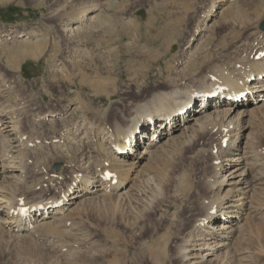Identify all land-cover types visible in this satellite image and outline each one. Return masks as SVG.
<instances>
[{"label":"rangeland","instance_id":"374dc122","mask_svg":"<svg viewBox=\"0 0 264 264\" xmlns=\"http://www.w3.org/2000/svg\"><path fill=\"white\" fill-rule=\"evenodd\" d=\"M212 2L216 10L206 20ZM83 13L96 21L69 33ZM244 17L250 18L246 29L238 25ZM262 18L264 0H0V35L8 33L0 43V73L8 85L0 105L20 116L28 140V150L13 160H22L24 172L10 194L21 202L58 197L75 172L97 168L91 126L126 124L158 89L182 82L200 87L201 74L211 75L213 63L224 64L236 52L241 56L245 44L251 43V58L261 37L251 29L260 32ZM205 22L213 23L198 35ZM48 111L61 116L35 119ZM253 117L241 143H252L264 158V112ZM79 127L82 134L62 141V133ZM0 147H7L1 139ZM187 151L151 160L156 180L140 183L148 198L140 203L113 194L91 197L61 213L53 230L40 224L14 236L0 226V264H178L175 236L197 211L189 201L202 170ZM254 227L239 251L264 264V219L254 217ZM239 262L232 256L230 264Z\"/></svg>","mask_w":264,"mask_h":264},{"label":"bare ground","instance_id":"6f19581e","mask_svg":"<svg viewBox=\"0 0 264 264\" xmlns=\"http://www.w3.org/2000/svg\"><path fill=\"white\" fill-rule=\"evenodd\" d=\"M210 6L206 20L216 10L214 2ZM89 20L96 21L95 14L83 13L67 30L73 32ZM238 21L241 27H250V18ZM212 23H203L197 34L205 32ZM251 30L261 34L259 43L255 41L257 51L251 58L247 59L246 51L251 43L247 46L244 43L246 50L241 56L236 52L224 64L213 63L209 67L211 75L201 74L195 83L200 87L195 89L189 87L190 82H182L158 89L148 101L138 105L126 124L114 120L110 127L91 126L93 146L100 157L95 160L99 163L97 168L87 167L86 173L80 175L75 172L78 176L75 179L72 176L66 189L46 202L20 203L10 194L11 184L21 180L24 172L23 165L19 164L22 160L16 159L17 164L13 160L24 154L28 140L20 131V116L11 113L6 105H0V139L7 145L0 147V226L14 236L31 232L40 224H50L49 229L53 230L51 222L61 219V213L91 197L107 198L113 194L117 199L133 197L140 203L146 198L145 184L143 188L140 183L145 180L147 184L153 177L156 180L150 170L151 160L164 159L187 148L190 159L201 163L202 170L196 176L195 191L189 201L196 205L197 211L192 212L189 228L183 225L184 233L175 236L174 256L178 264H230L232 256H238L240 264H252L247 252L239 251V247L248 229L251 228L248 234L257 229L253 228V218L264 219V158L246 141L249 133L244 130L249 117L264 112V31L259 28L258 32L256 26ZM6 36L8 33L0 35V43ZM236 45L237 50L240 44ZM1 76L0 73V93H4L8 85ZM58 116V112L48 111L35 119L47 118L51 122L61 115ZM148 117L152 118V125L147 124ZM77 130L84 132L83 127L69 129L60 138L70 140ZM242 138L246 139L244 145ZM105 170L113 176L105 179L102 176ZM114 178L116 182L111 183ZM20 206L26 208L24 213L17 212Z\"/></svg>","mask_w":264,"mask_h":264},{"label":"water","instance_id":"95a60500","mask_svg":"<svg viewBox=\"0 0 264 264\" xmlns=\"http://www.w3.org/2000/svg\"><path fill=\"white\" fill-rule=\"evenodd\" d=\"M260 28H261L262 30H264V20H262V22H261V24H260Z\"/></svg>","mask_w":264,"mask_h":264}]
</instances>
